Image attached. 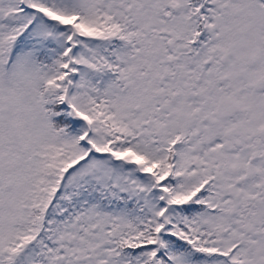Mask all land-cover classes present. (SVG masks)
Returning a JSON list of instances; mask_svg holds the SVG:
<instances>
[{
    "label": "snow or ice",
    "instance_id": "1",
    "mask_svg": "<svg viewBox=\"0 0 264 264\" xmlns=\"http://www.w3.org/2000/svg\"><path fill=\"white\" fill-rule=\"evenodd\" d=\"M0 264H264V0H0Z\"/></svg>",
    "mask_w": 264,
    "mask_h": 264
}]
</instances>
